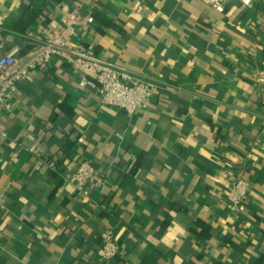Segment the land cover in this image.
Masks as SVG:
<instances>
[{"label": "crops", "instance_id": "0c3cea01", "mask_svg": "<svg viewBox=\"0 0 264 264\" xmlns=\"http://www.w3.org/2000/svg\"><path fill=\"white\" fill-rule=\"evenodd\" d=\"M0 0V51L30 52L76 0ZM73 41L157 86L132 114L104 106L62 58L19 85L0 114V264H264V0H87ZM98 173L90 195L68 181ZM243 176L248 207H226ZM118 255L102 263L101 234Z\"/></svg>", "mask_w": 264, "mask_h": 264}, {"label": "built area", "instance_id": "2783aa9c", "mask_svg": "<svg viewBox=\"0 0 264 264\" xmlns=\"http://www.w3.org/2000/svg\"><path fill=\"white\" fill-rule=\"evenodd\" d=\"M87 0H76L74 8L66 12L61 22L45 33L35 43L33 49L21 56V49L15 46L0 51V114L14 110V98L19 85L24 82L31 71L43 67L54 58L64 59L68 65L80 74V87L90 86L98 92L104 106L123 109L129 114L146 106L156 84L139 77L127 69L114 66L98 58L89 49H83L73 41L79 27L94 22L91 14H84L83 8ZM216 10L223 12L229 0H204ZM248 8L261 0H238ZM254 83L264 86V71L255 75ZM264 107V99L262 101ZM264 134V113L261 117ZM3 138L5 132L0 133ZM98 173L88 161L81 162L68 181L84 196L90 195L92 185L98 181ZM250 182L238 176L231 182L227 190L226 207L235 214L244 213L249 197ZM120 247L113 230L101 234V244L97 251L102 263L114 259Z\"/></svg>", "mask_w": 264, "mask_h": 264}, {"label": "trees", "instance_id": "16d2710c", "mask_svg": "<svg viewBox=\"0 0 264 264\" xmlns=\"http://www.w3.org/2000/svg\"><path fill=\"white\" fill-rule=\"evenodd\" d=\"M46 7L47 5L44 0H32L26 5L22 14L15 21L13 29L24 33L33 23L41 20V15ZM248 206L247 201L246 209L249 208Z\"/></svg>", "mask_w": 264, "mask_h": 264}]
</instances>
